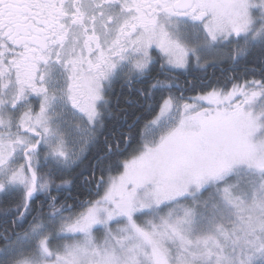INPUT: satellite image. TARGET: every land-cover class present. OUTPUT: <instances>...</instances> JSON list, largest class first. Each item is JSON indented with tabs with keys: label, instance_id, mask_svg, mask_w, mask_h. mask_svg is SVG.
I'll use <instances>...</instances> for the list:
<instances>
[{
	"label": "snow or ice",
	"instance_id": "1",
	"mask_svg": "<svg viewBox=\"0 0 264 264\" xmlns=\"http://www.w3.org/2000/svg\"><path fill=\"white\" fill-rule=\"evenodd\" d=\"M0 264H264V0H0Z\"/></svg>",
	"mask_w": 264,
	"mask_h": 264
},
{
	"label": "trees",
	"instance_id": "2",
	"mask_svg": "<svg viewBox=\"0 0 264 264\" xmlns=\"http://www.w3.org/2000/svg\"><path fill=\"white\" fill-rule=\"evenodd\" d=\"M117 91H119V86H117ZM129 99L128 95H127V90H125V94L120 96V100L119 103L121 105V107H125L126 106V100ZM132 100V105L127 107L128 113H129V119L128 122L131 123L132 120V113L136 112V97L133 95L131 97ZM139 114V113H137Z\"/></svg>",
	"mask_w": 264,
	"mask_h": 264
}]
</instances>
